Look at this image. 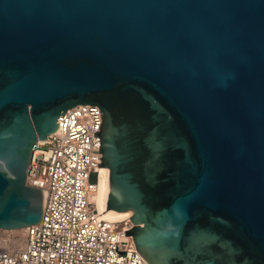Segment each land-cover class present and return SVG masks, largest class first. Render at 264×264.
I'll return each instance as SVG.
<instances>
[{
  "label": "water",
  "instance_id": "1",
  "mask_svg": "<svg viewBox=\"0 0 264 264\" xmlns=\"http://www.w3.org/2000/svg\"><path fill=\"white\" fill-rule=\"evenodd\" d=\"M86 103L120 253L264 264V0H0L1 230L42 220L33 147Z\"/></svg>",
  "mask_w": 264,
  "mask_h": 264
},
{
  "label": "built area",
  "instance_id": "2",
  "mask_svg": "<svg viewBox=\"0 0 264 264\" xmlns=\"http://www.w3.org/2000/svg\"><path fill=\"white\" fill-rule=\"evenodd\" d=\"M57 121L58 129L34 145L28 170V184L45 196L42 220L26 227L22 248L0 237V264H149L136 248L117 250L121 232L133 223L95 216L97 200L88 198L99 187L86 186L101 161V138L95 135L103 122L101 108L78 104Z\"/></svg>",
  "mask_w": 264,
  "mask_h": 264
},
{
  "label": "bare ground",
  "instance_id": "3",
  "mask_svg": "<svg viewBox=\"0 0 264 264\" xmlns=\"http://www.w3.org/2000/svg\"><path fill=\"white\" fill-rule=\"evenodd\" d=\"M25 229L26 228L11 229V230H1L0 229V231H1L0 237L3 241H5L7 238L10 237L11 239L8 240V244L11 247L22 248L25 245V241H26Z\"/></svg>",
  "mask_w": 264,
  "mask_h": 264
}]
</instances>
